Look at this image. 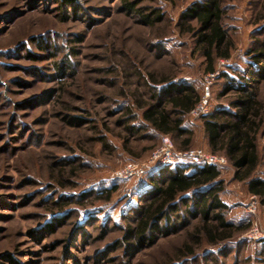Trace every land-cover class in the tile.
Masks as SVG:
<instances>
[{
	"label": "rangeland",
	"instance_id": "rangeland-1",
	"mask_svg": "<svg viewBox=\"0 0 264 264\" xmlns=\"http://www.w3.org/2000/svg\"><path fill=\"white\" fill-rule=\"evenodd\" d=\"M127 1L133 12L124 0H0V264H264L258 244L264 238L249 242L248 232L236 233L212 246L207 237H193L201 218L182 206L171 223H158L161 233L139 243L141 216L131 207L147 202L139 201L144 189L137 178L120 182L109 202L89 197L110 186L114 172L147 162L161 146L163 136L127 130L122 112L132 104L130 92L149 91L136 73L172 70V78L201 94L210 77L193 35L179 26L186 8L208 0ZM221 6L235 48L230 59L215 63L209 112L228 109V77L241 78L251 53L264 46V0H221ZM147 15L155 25L143 22ZM250 84L264 103V78ZM187 119L197 124L191 149L209 152L200 118ZM258 143L257 177L264 179V123ZM221 180L227 219L248 227L256 222L264 231L262 200L229 163ZM253 197L254 218L244 211ZM66 200L75 204L51 211V202ZM88 213L95 218L86 224Z\"/></svg>",
	"mask_w": 264,
	"mask_h": 264
},
{
	"label": "trees",
	"instance_id": "trees-1",
	"mask_svg": "<svg viewBox=\"0 0 264 264\" xmlns=\"http://www.w3.org/2000/svg\"><path fill=\"white\" fill-rule=\"evenodd\" d=\"M54 1L74 5L76 0ZM135 7L132 2L124 0V8L127 11L133 12ZM223 18L221 0L195 2L181 15L182 22L179 26L184 29L181 33L193 35L194 51L202 53L208 74L215 72L218 59H230L235 48V42L224 28ZM141 19L147 25H155L148 15ZM157 19L155 22L161 21L160 17ZM158 59L161 60V57ZM249 67L243 74H239L241 78L236 77L237 80L228 77L231 85L229 93L233 95L228 109L211 111L201 117L200 121L209 152L224 155L234 168L236 179L247 183L249 193L258 196L264 205V179L257 177V172L263 164L258 137L264 123V103L259 96V88L256 85L251 87L250 84L260 83L264 78V46L251 53ZM135 73L133 72V75ZM136 74L139 79H145L149 91L130 92L132 104L127 105L122 112L127 130L132 134L150 131L153 134L149 136L150 139L168 136L177 150L191 149L197 124L189 123L187 117L200 101L202 94L199 89L177 82L172 78V70L167 74L151 71L146 75ZM223 76L227 78L225 74ZM121 95H124L123 90ZM138 120L141 121L140 124H132ZM127 142L124 148L128 145ZM150 149L154 150L156 146ZM137 179L141 180L140 186L144 189L139 201L147 202L142 208L140 204L138 207H131V212L141 216L135 231L139 243L149 240L154 231L161 233L158 223L163 220L171 223L173 215L179 216V213L183 212L181 206L184 207L186 212L183 213L186 215L191 218H197L199 215L201 218V226L196 229L193 237H207L212 246H219L233 238L236 233L250 229L251 225L242 226L240 222L227 219L229 206L222 199L224 183L221 180V171L214 166L182 162ZM112 181L110 186L94 194L91 192L89 197L94 198L95 202H109L119 190L120 182H125L117 179ZM73 204L75 202L70 200L51 202V211L62 212ZM87 217L89 220L86 224L95 218L92 213H88ZM179 218L184 224L186 218L182 215ZM133 229L129 228L128 233H132ZM258 244L262 246L261 255L264 256V240L258 241ZM186 254H192V251L189 250Z\"/></svg>",
	"mask_w": 264,
	"mask_h": 264
},
{
	"label": "built area",
	"instance_id": "built-area-1",
	"mask_svg": "<svg viewBox=\"0 0 264 264\" xmlns=\"http://www.w3.org/2000/svg\"><path fill=\"white\" fill-rule=\"evenodd\" d=\"M221 63L223 64L224 61L221 60ZM209 74L210 77L205 79V87L200 97V101L189 114L192 119H198L210 113V78H215L216 72ZM182 162L214 166L220 171L225 169L228 165V160L224 155L213 154L203 149H189L185 151L177 150L171 139L168 136H163L161 146L157 150L153 151L147 162L142 164L137 162L129 163L121 170L114 172L111 177L112 179L121 181H130L136 178L144 177L153 171L164 167L177 166ZM257 209L258 207L255 197H253L252 200L244 206L245 213L252 218L256 216ZM247 232L248 234L245 235V239L249 242H253L259 238H264V231L256 222L251 223V227Z\"/></svg>",
	"mask_w": 264,
	"mask_h": 264
}]
</instances>
